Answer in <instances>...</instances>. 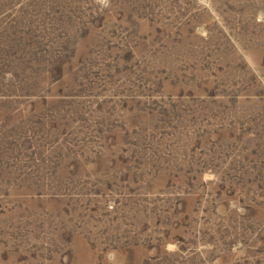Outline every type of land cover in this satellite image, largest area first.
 I'll list each match as a JSON object with an SVG mask.
<instances>
[{
	"label": "rangeland",
	"instance_id": "obj_1",
	"mask_svg": "<svg viewBox=\"0 0 264 264\" xmlns=\"http://www.w3.org/2000/svg\"><path fill=\"white\" fill-rule=\"evenodd\" d=\"M0 264H264V0H0Z\"/></svg>",
	"mask_w": 264,
	"mask_h": 264
}]
</instances>
